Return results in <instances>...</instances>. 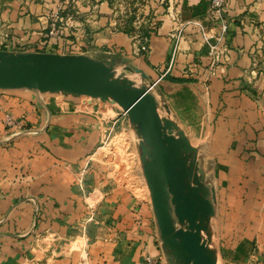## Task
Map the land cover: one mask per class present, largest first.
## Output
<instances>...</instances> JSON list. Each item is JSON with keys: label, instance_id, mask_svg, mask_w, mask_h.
Returning <instances> with one entry per match:
<instances>
[{"label": "crops", "instance_id": "crops-1", "mask_svg": "<svg viewBox=\"0 0 264 264\" xmlns=\"http://www.w3.org/2000/svg\"><path fill=\"white\" fill-rule=\"evenodd\" d=\"M3 1L11 29L35 26L28 2ZM135 2L134 23L113 0H79L71 34L89 57L139 70L168 118L187 126L214 190L216 264H264V0H227L217 62L200 29L215 26L210 0ZM84 99L0 89V264H142L158 253L132 199L84 176L99 134L96 102Z\"/></svg>", "mask_w": 264, "mask_h": 264}, {"label": "water", "instance_id": "water-1", "mask_svg": "<svg viewBox=\"0 0 264 264\" xmlns=\"http://www.w3.org/2000/svg\"><path fill=\"white\" fill-rule=\"evenodd\" d=\"M115 65L84 54L0 50V89L118 104L140 137V159L168 264H216L210 226L214 190L197 165L196 148L173 120L160 115L149 87L117 75Z\"/></svg>", "mask_w": 264, "mask_h": 264}, {"label": "rangeland", "instance_id": "rangeland-1", "mask_svg": "<svg viewBox=\"0 0 264 264\" xmlns=\"http://www.w3.org/2000/svg\"><path fill=\"white\" fill-rule=\"evenodd\" d=\"M113 1L117 9H122L120 15L125 20L135 23L136 0ZM3 2L0 0V50L84 55L90 53L85 51V46H82L84 37L80 36V33L75 34L76 39H71L75 37L71 34L72 29L70 30L73 19L79 16L83 18V13L78 12L79 0H21V3H29L27 7H31L33 11L31 16L35 26L24 27L17 32L11 29L1 17ZM134 30L135 28H131L128 31L134 32ZM258 36L260 41L264 42V30ZM262 49L264 50V47ZM115 69L117 75L123 74L135 86L142 85L141 77L136 71H129L121 64H116ZM40 94L42 96L50 93ZM84 100L96 102L93 114L99 132L96 146L86 164L84 172L86 180L91 183L89 184L91 188L94 187L102 193L117 189L132 199L134 204L132 211L136 216H140L135 220L139 222V225L149 227L151 243L157 250L156 253L158 252L150 255L153 256L156 264H168L140 159V137L136 134L134 125L118 104L105 102L98 98ZM166 111L164 105L160 104L159 113L168 118ZM179 128L185 133L187 126L181 125ZM190 143L194 144L195 139ZM144 211H147L151 218L150 221L142 219L141 214Z\"/></svg>", "mask_w": 264, "mask_h": 264}, {"label": "built area", "instance_id": "built-area-1", "mask_svg": "<svg viewBox=\"0 0 264 264\" xmlns=\"http://www.w3.org/2000/svg\"><path fill=\"white\" fill-rule=\"evenodd\" d=\"M226 2L227 0H210L208 16L215 26L207 30L206 27L200 25L204 41L209 48V56L212 58L213 62L220 60L221 54L218 49V45L223 40L228 28L225 18ZM211 29H213L214 32L211 31ZM5 123L7 125H13L16 122L10 115H6ZM142 257V264H156L155 259L150 255V253L144 252ZM82 264H85L84 261H82Z\"/></svg>", "mask_w": 264, "mask_h": 264}]
</instances>
